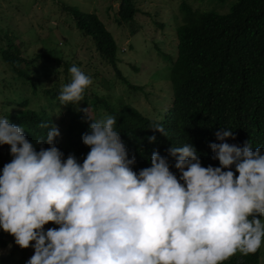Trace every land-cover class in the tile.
Listing matches in <instances>:
<instances>
[{
	"label": "clouds",
	"instance_id": "1",
	"mask_svg": "<svg viewBox=\"0 0 264 264\" xmlns=\"http://www.w3.org/2000/svg\"><path fill=\"white\" fill-rule=\"evenodd\" d=\"M69 71L72 80L58 99L78 106L92 80L75 65ZM78 111L92 121L82 136L90 149L82 164L56 147L61 133L51 121L41 123L47 132L35 142L49 147L37 151L24 127L0 118V145H9L12 156L0 174V228L20 248H34L27 264H223L264 243L259 147L229 144L235 136L226 128L209 145L219 167H203L186 143L168 149L179 178L155 150L151 166L137 173L135 156L114 130L116 118ZM152 129L167 136L161 125ZM49 223L59 227L45 231Z\"/></svg>",
	"mask_w": 264,
	"mask_h": 264
},
{
	"label": "trees",
	"instance_id": "2",
	"mask_svg": "<svg viewBox=\"0 0 264 264\" xmlns=\"http://www.w3.org/2000/svg\"><path fill=\"white\" fill-rule=\"evenodd\" d=\"M118 1V22L131 23L138 12L134 1ZM213 1L221 4L225 0ZM66 9L75 26L91 38L96 51L112 67L114 76L127 91L141 90V86L138 89L120 71L117 44L98 15L78 8ZM178 11L180 19L176 21L174 31L175 55L169 58L168 96L159 101V96L152 92L149 95L142 93L147 98L154 95L151 99L153 115L150 116L125 98L122 102H111L112 82L102 81L104 93L94 88L85 89L84 102L76 110L73 104L61 105L65 128L55 144L65 159L74 154L82 164L90 151L82 136L89 132L92 121L78 111V108L87 107L93 119L106 115L116 118L114 130L125 143L129 158L135 156L136 163L132 167L137 173L151 166V155L155 150L168 157L170 171L179 178L180 173L174 167L175 159L169 156L168 149L186 143L197 149L203 167H219L209 145L219 143L215 133L226 128L235 136V139H227L229 144L243 147L249 141L253 151L259 147L264 153V0H234L226 12H219L216 8L201 10L188 1H182ZM0 59L13 75L22 80H29V69L41 59L53 62L62 65L63 86L71 82L66 61L47 53L25 58L18 44L11 41L0 49ZM56 76L44 92L55 94L57 98L62 84ZM29 105L28 98L19 100L17 106H22V110L11 117L10 123L24 127L26 138L39 151L40 147H49L47 143H35L37 137L45 136L47 132L46 128L40 127L41 123L51 121L55 124V121L45 109L29 108ZM156 125H161L167 136L154 131L152 128ZM151 136L156 137L155 142H149ZM231 170L238 176L235 166ZM6 236L5 232H0V247L9 243ZM20 249L24 259L18 262L27 264L29 259L25 258L29 251ZM259 253L260 248L247 255L238 251L223 264H258ZM9 263V258H0V264Z\"/></svg>",
	"mask_w": 264,
	"mask_h": 264
},
{
	"label": "rangeland",
	"instance_id": "3",
	"mask_svg": "<svg viewBox=\"0 0 264 264\" xmlns=\"http://www.w3.org/2000/svg\"><path fill=\"white\" fill-rule=\"evenodd\" d=\"M133 1L138 8L136 17L131 23H119L118 0H0V49L11 41L18 44L25 58L47 53L55 59H62L67 62L70 81L72 76L69 69L75 65L91 78L92 84L88 88L104 93L102 81L112 82L111 102H122V98H125L139 111L152 116L151 99L154 95L147 98L142 93L149 95L152 92L159 96V101L168 96L169 58L175 55L174 31L176 21L180 19L179 4L188 1L201 10L216 8L219 12H226L234 0H225L221 4L213 0ZM66 8H78L98 15L117 44L120 71L138 89L141 86V90L128 92L116 79L112 67L96 51L91 38L75 26ZM62 70V65L41 59L29 69V80H22L13 75L0 59V118H8L10 122L11 117L22 110V106H17L19 100L28 98L29 108L45 109L51 113L62 133L65 125L61 111L64 112V109H61L55 94L44 92L52 85L51 81L57 73L59 83H63ZM62 87L63 84L60 90ZM77 107L74 105L75 110ZM11 159L10 146L0 145V174ZM260 218L264 222V217ZM58 227L54 223L44 226L45 231ZM6 234L9 243L0 247V258H9V264H20L18 260L24 259L21 249L15 243V238ZM26 250L29 251L25 258L28 260L34 254V248L30 246ZM258 264H264V243L260 247Z\"/></svg>",
	"mask_w": 264,
	"mask_h": 264
}]
</instances>
